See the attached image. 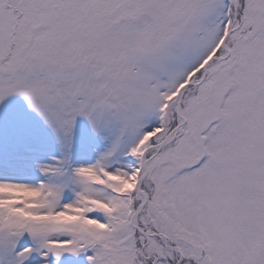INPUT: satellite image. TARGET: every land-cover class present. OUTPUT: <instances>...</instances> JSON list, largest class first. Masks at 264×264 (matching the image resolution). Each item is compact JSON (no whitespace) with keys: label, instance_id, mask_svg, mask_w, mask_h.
Masks as SVG:
<instances>
[{"label":"snow or ice","instance_id":"6c2138e0","mask_svg":"<svg viewBox=\"0 0 264 264\" xmlns=\"http://www.w3.org/2000/svg\"><path fill=\"white\" fill-rule=\"evenodd\" d=\"M0 264H264V0H0Z\"/></svg>","mask_w":264,"mask_h":264}]
</instances>
